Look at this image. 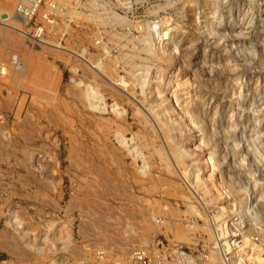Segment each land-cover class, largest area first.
<instances>
[{
    "label": "rangeland",
    "instance_id": "374dc122",
    "mask_svg": "<svg viewBox=\"0 0 264 264\" xmlns=\"http://www.w3.org/2000/svg\"><path fill=\"white\" fill-rule=\"evenodd\" d=\"M14 15L0 0V264L201 252L209 211L264 209V0H83L44 43Z\"/></svg>",
    "mask_w": 264,
    "mask_h": 264
},
{
    "label": "built area",
    "instance_id": "2783aa9c",
    "mask_svg": "<svg viewBox=\"0 0 264 264\" xmlns=\"http://www.w3.org/2000/svg\"><path fill=\"white\" fill-rule=\"evenodd\" d=\"M12 1L15 16L25 21L24 28L28 34L43 43L53 35H56L58 40L69 36L68 32L56 31L63 24L70 26L74 22L76 16L72 18L70 13H75L83 3V0ZM72 8L75 9L69 12ZM207 221L208 227L213 231V241L211 246L202 247L201 252L185 249L167 240H158L147 246L134 248L125 259L114 261L112 264H247L246 262L250 261L242 263L236 256L244 247L243 237L261 249L264 259V209L258 202L248 200L241 209L233 212L216 207L208 212ZM246 250H249V247ZM216 252L219 261L213 259ZM95 255L100 260L105 259L103 250H96Z\"/></svg>",
    "mask_w": 264,
    "mask_h": 264
},
{
    "label": "bare ground",
    "instance_id": "6f19581e",
    "mask_svg": "<svg viewBox=\"0 0 264 264\" xmlns=\"http://www.w3.org/2000/svg\"><path fill=\"white\" fill-rule=\"evenodd\" d=\"M13 19H15L16 21H18L17 19H19L18 17H15V15H14V18ZM20 22H23V21H20ZM23 25H24V23H23ZM100 65V64H99ZM121 83V82H120ZM125 85V84H124ZM92 103V102H91ZM151 108V107H150ZM151 111V110H150ZM156 113V112H155ZM167 131V130H166ZM200 171V170H199ZM199 171H197L196 173H194L195 174V176H193L192 178L191 177H189V176H187L186 178H184L186 181H188V180H190V179H194V183L195 184H202V182H203V180H202V178L203 177H201V173L199 172ZM190 178V179H189ZM192 181V180H191ZM193 183V182H192ZM205 183V182H204ZM195 184H193V186L195 185ZM195 187V186H194ZM206 189V188H205ZM212 234H213V232H212ZM182 238V237H181ZM180 238V239H181ZM183 239V238H182ZM183 241V240H182ZM243 241H244V247L239 251V252H237L236 253V256H237V258L240 260V261H242V263L244 262V261H250V262H246L247 264H264V259L262 258V255H261V253H262V251H261V249L259 248V250L257 249L258 247L256 246V245H253L252 246V244H250V240H248L246 237H243ZM221 246V245H220ZM247 247H249V250H246V248ZM253 247V248H252ZM255 247H257V248H255ZM254 249L255 250H257V252H254ZM227 251L229 250L228 248L226 249ZM254 252V253H253ZM256 253H260V256L259 255H257ZM244 255H247L246 257H243ZM241 257H243V258H241ZM213 259H214V261L216 260H218V253L216 252V253H214V256H213ZM219 261V260H218Z\"/></svg>",
    "mask_w": 264,
    "mask_h": 264
},
{
    "label": "crops",
    "instance_id": "0c3cea01",
    "mask_svg": "<svg viewBox=\"0 0 264 264\" xmlns=\"http://www.w3.org/2000/svg\"><path fill=\"white\" fill-rule=\"evenodd\" d=\"M0 236H1V234H0Z\"/></svg>",
    "mask_w": 264,
    "mask_h": 264
}]
</instances>
